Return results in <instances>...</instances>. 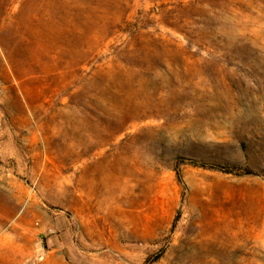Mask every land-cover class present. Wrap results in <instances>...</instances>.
<instances>
[{
	"label": "rangeland",
	"instance_id": "obj_1",
	"mask_svg": "<svg viewBox=\"0 0 264 264\" xmlns=\"http://www.w3.org/2000/svg\"><path fill=\"white\" fill-rule=\"evenodd\" d=\"M0 264H264V0H0Z\"/></svg>",
	"mask_w": 264,
	"mask_h": 264
},
{
	"label": "trees",
	"instance_id": "obj_2",
	"mask_svg": "<svg viewBox=\"0 0 264 264\" xmlns=\"http://www.w3.org/2000/svg\"><path fill=\"white\" fill-rule=\"evenodd\" d=\"M177 177L180 179V174L179 173H177Z\"/></svg>",
	"mask_w": 264,
	"mask_h": 264
},
{
	"label": "bare ground",
	"instance_id": "obj_3",
	"mask_svg": "<svg viewBox=\"0 0 264 264\" xmlns=\"http://www.w3.org/2000/svg\"><path fill=\"white\" fill-rule=\"evenodd\" d=\"M222 241V240H221ZM229 246V245H228Z\"/></svg>",
	"mask_w": 264,
	"mask_h": 264
}]
</instances>
